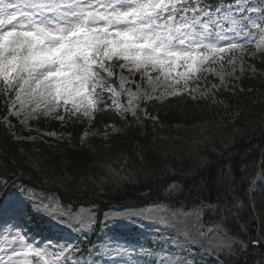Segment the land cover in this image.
I'll use <instances>...</instances> for the list:
<instances>
[{
  "label": "rangeland",
  "instance_id": "374dc122",
  "mask_svg": "<svg viewBox=\"0 0 264 264\" xmlns=\"http://www.w3.org/2000/svg\"><path fill=\"white\" fill-rule=\"evenodd\" d=\"M217 1L219 4L220 0ZM6 2L16 3L18 0ZM229 4H243L252 9L261 7L260 0H224L223 6ZM244 15L255 18L260 12L246 11ZM252 33V40L243 51L225 53L223 60L203 65L201 71L188 79L187 85L184 80L173 85V80L179 79L175 73L170 79L161 76L157 82L156 72L150 73L154 83L149 84L146 76L121 68L123 61L114 58L107 64L114 75L107 77L101 73L105 90L96 97V107L89 110V116H85L83 110L75 115L72 110L65 111L61 101V107L55 112L45 115L46 110H40L28 115L25 122L31 109L17 115L16 108L10 110L9 96L0 92V97L4 98V120L17 139L51 149L69 137L71 127L80 125L81 146L90 148L98 159L107 160L115 155L114 144L121 141L122 133L119 125L110 117H104L102 112H109L122 120L129 117L136 125H142L147 119L157 122V118L148 116L144 107L151 101L166 103L177 100L180 112H183L186 99L224 103L221 93L257 91L251 85L254 81L264 80V47L257 49L258 30L253 29ZM238 42L243 43L242 40ZM121 77L126 78L123 88ZM109 86L118 95L114 97L107 91ZM173 87L176 92L169 95ZM224 105L227 107L226 103ZM67 108H72L71 103ZM232 113L236 114L237 110H232ZM154 127L157 134L172 135L176 140L182 137L189 145L206 138L203 131L197 130V124L187 125L186 121L175 125L172 131H166L160 123ZM258 182L264 185L263 172L255 174L252 190ZM5 187V181L0 179V194L5 191L13 193L19 203L15 210L0 213V264H11L9 257L19 247V240L15 239L17 231L21 235L26 233L27 242L47 249L50 255H59L66 264H176L178 260H185L186 264H223L222 256L233 254L237 249L243 250L246 246L244 240L223 230L220 215L206 219L204 212L216 214L215 206H195L188 210L160 203L118 207L109 209L101 221H97L91 206L71 208L62 205L54 193L43 189L20 184ZM219 214L222 215V211ZM257 238L261 239L258 235ZM86 245L89 246L84 251ZM17 259L13 258V261Z\"/></svg>",
  "mask_w": 264,
  "mask_h": 264
},
{
  "label": "trees",
  "instance_id": "16d2710c",
  "mask_svg": "<svg viewBox=\"0 0 264 264\" xmlns=\"http://www.w3.org/2000/svg\"><path fill=\"white\" fill-rule=\"evenodd\" d=\"M251 86L257 91L221 93L227 107L186 99L180 112L177 100L150 102L147 112L157 122L147 119L142 125L103 113L122 129L116 153L107 160L80 145V125L55 149L16 139L3 121L0 98V177L54 192L72 208L91 205L98 221L113 207L215 206L224 230L246 243L222 256L223 264H264V186L258 183L251 191L255 174L264 173V80ZM183 121L197 124L206 138L189 145L182 137L155 132L157 123L172 131ZM204 215L215 218L209 211Z\"/></svg>",
  "mask_w": 264,
  "mask_h": 264
},
{
  "label": "snow or ice",
  "instance_id": "6c2138e0",
  "mask_svg": "<svg viewBox=\"0 0 264 264\" xmlns=\"http://www.w3.org/2000/svg\"><path fill=\"white\" fill-rule=\"evenodd\" d=\"M260 3L252 9L225 7L224 0L216 5L204 0H0V92L9 96L17 115L31 109L26 122L40 110L55 112L61 101L65 111L83 110L89 116L105 90L101 73L114 75L107 66L114 58L123 61L121 68L146 76L149 84L154 83L150 73L156 72L157 82L175 73L179 79L173 85L180 80L187 85L203 65L243 51L253 29L259 34L257 49L264 47V0ZM246 11L260 15L253 18ZM125 82L121 77V88ZM106 90L118 95L111 86ZM175 92L173 87L168 94ZM18 203L5 191L0 213L15 210ZM25 237L17 231L19 247L9 257L11 264H66Z\"/></svg>",
  "mask_w": 264,
  "mask_h": 264
}]
</instances>
